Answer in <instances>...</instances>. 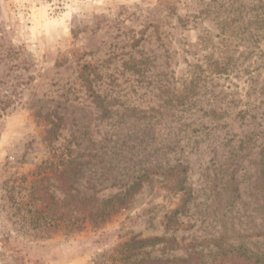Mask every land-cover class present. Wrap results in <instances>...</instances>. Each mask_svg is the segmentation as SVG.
Returning a JSON list of instances; mask_svg holds the SVG:
<instances>
[{"label": "rangeland", "instance_id": "374dc122", "mask_svg": "<svg viewBox=\"0 0 264 264\" xmlns=\"http://www.w3.org/2000/svg\"><path fill=\"white\" fill-rule=\"evenodd\" d=\"M65 148L83 193L143 182L98 230L56 232L58 180L31 186ZM178 163L191 199L172 234ZM165 235L179 258L264 259V0H0V264H114L129 238Z\"/></svg>", "mask_w": 264, "mask_h": 264}, {"label": "trees", "instance_id": "16d2710c", "mask_svg": "<svg viewBox=\"0 0 264 264\" xmlns=\"http://www.w3.org/2000/svg\"><path fill=\"white\" fill-rule=\"evenodd\" d=\"M235 11L238 13V8ZM234 19L236 21L234 20L233 22H239L238 16ZM237 26L233 31H238L239 27ZM244 29V27L241 29L243 33ZM246 29L248 31L249 28L246 26ZM248 32L250 34L251 30L249 29ZM206 68L207 72L218 76L226 71L218 59L206 64ZM195 80L196 77L195 79H185V82L192 84ZM184 91V98L186 99V96H188L186 87ZM47 125H49V128L46 130L45 138L49 141L57 140V125L53 122H47ZM72 154L73 152L70 148H65L57 156L58 162L52 160L56 157L54 155L53 158L43 161L31 174L34 177L31 186L36 190L39 189L41 192L45 187V182L50 179L58 180L56 190L59 194L63 195V199L60 201L53 198V195L51 196L52 207L49 210L51 214L48 216L56 232L65 231L76 234L82 232L87 227L98 230L106 225L120 210L126 207L129 199L138 191L143 182L141 179L136 178L137 180L133 182L120 185L119 188L121 189L115 195L104 198L97 197L94 192L91 194L83 193L79 188L80 180L83 177V165L79 162L75 163ZM65 165L69 166V169ZM176 165L167 170V177L165 179L167 182H164L168 192L173 191L175 194H182L177 207L164 217L163 229L165 233L172 234L179 230L181 226L180 218L187 214L191 199L190 193L185 188L188 168L181 163ZM39 215L40 219L44 220L47 219L48 214H44L42 210ZM179 247V241L174 236L165 235L152 238L133 236L116 246L115 252L117 257L114 258L113 262L114 264H205L201 260V256L196 252L187 254L188 256L185 258L176 257L172 253L177 251ZM153 251L160 252V255L151 256ZM233 251L235 250H230L228 253H233ZM226 257L230 256L226 254ZM229 262L230 264H264V259L236 253Z\"/></svg>", "mask_w": 264, "mask_h": 264}]
</instances>
